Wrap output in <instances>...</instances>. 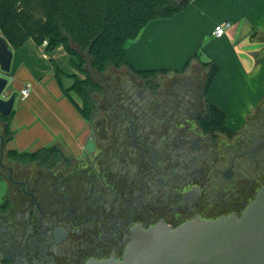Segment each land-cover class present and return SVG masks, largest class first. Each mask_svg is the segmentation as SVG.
Masks as SVG:
<instances>
[{"label":"flooded vegetation","instance_id":"af4514ba","mask_svg":"<svg viewBox=\"0 0 264 264\" xmlns=\"http://www.w3.org/2000/svg\"><path fill=\"white\" fill-rule=\"evenodd\" d=\"M130 74L93 77L80 158L53 147L50 160H0V264L121 260L137 228L241 217L264 188V100L235 132L201 68Z\"/></svg>","mask_w":264,"mask_h":264},{"label":"crops","instance_id":"0c3cea01","mask_svg":"<svg viewBox=\"0 0 264 264\" xmlns=\"http://www.w3.org/2000/svg\"><path fill=\"white\" fill-rule=\"evenodd\" d=\"M226 23L230 27L217 38L216 28ZM11 50L7 89L11 85L20 94L29 87L31 93L21 100L23 107L12 118L15 136L7 150L35 153L61 147L80 158L89 138V123L56 78L59 68L80 79L78 70L69 71L65 62L73 59L63 47L48 54L46 46L38 47L33 41ZM126 51L127 62L139 71L182 72L189 62V66L201 67L214 63L218 72L207 98L225 114L226 127L239 131L264 100V0H193L173 19L149 24L136 41L127 44ZM61 80L67 90L74 84L66 76ZM10 92L6 90L8 98Z\"/></svg>","mask_w":264,"mask_h":264},{"label":"trees","instance_id":"16d2710c","mask_svg":"<svg viewBox=\"0 0 264 264\" xmlns=\"http://www.w3.org/2000/svg\"><path fill=\"white\" fill-rule=\"evenodd\" d=\"M193 0H0V37L10 48L21 49L29 41L38 47L47 43L46 51L52 54L63 47L74 60L78 72L85 75L80 80L76 75H66L57 68L56 78L61 90L74 108L89 122L95 111V97L99 93L91 74L84 68L90 64L97 75L110 69L127 70L137 77L148 79L169 70L139 71L127 62L126 46L136 41L143 30L152 22L170 20L183 13ZM190 65V62L188 66ZM187 66V67H188ZM208 68L209 85L217 75L214 63ZM62 76L73 80L70 89H65ZM73 92L84 102L82 107ZM213 106V105H212ZM215 115L225 125V114L213 106ZM13 115L6 119L0 115V134L7 145L14 139L11 128ZM1 146V141H0ZM7 147V146H6ZM51 149L35 153H19L6 150V156L16 162L50 160ZM0 181L2 174L0 173Z\"/></svg>","mask_w":264,"mask_h":264},{"label":"water","instance_id":"95a60500","mask_svg":"<svg viewBox=\"0 0 264 264\" xmlns=\"http://www.w3.org/2000/svg\"><path fill=\"white\" fill-rule=\"evenodd\" d=\"M13 51L0 37V115L10 118L18 98L6 90ZM1 160L7 142L0 134ZM87 264H264V188L241 216L217 221L196 220L176 229L160 224L137 228L121 260L90 261Z\"/></svg>","mask_w":264,"mask_h":264},{"label":"rangeland","instance_id":"374dc122","mask_svg":"<svg viewBox=\"0 0 264 264\" xmlns=\"http://www.w3.org/2000/svg\"><path fill=\"white\" fill-rule=\"evenodd\" d=\"M250 54H255L256 52H249ZM249 53H248V58H249V60L250 61H253L254 60V58L252 57H250V55H249ZM65 62L67 63V65H68V69H70L69 71H73V70H77L76 69V66H75V63H77V60H71L70 58H67V59H65ZM193 66V68H201L205 73H208L209 72V69L208 68H204V67H201V66H196V65H192ZM90 74H91V77H92V79H93V77L94 76H96L97 74L92 70V68H91V65L90 64H86L85 65V67H84ZM79 74L81 75V77H80V80H82V81H85L86 80V77H85V75H83L82 73H80L79 72ZM2 75H4V73H2ZM116 75H125V76H132L131 74H130V72L129 71H127L126 69L125 70H122V71H116V70H114V69H110L106 74H104V77H108V78H113L114 76H116ZM161 75V74H160ZM224 75H226V73L224 72ZM227 75H228V73H227ZM159 76V75H158ZM9 83L11 84V80L9 79ZM11 85L9 86V88L7 89V92L9 93V91H11L10 92V94H11V96L13 95V94H15V93H17L18 95H19V92H17L16 90H11ZM35 89V87H32L31 88V90L33 91ZM73 94V97L75 98V100H77V102L82 106V107H85L84 106V102H83V100L81 99V97L79 96V95H77L75 92H73L72 93ZM39 100L40 99H42V98H38ZM94 101H95V104L97 103V98L95 97V99H94ZM23 107V104H21V99H20V97H18L17 98V102L15 103V106H14V111H15V113H14V115H13V117L12 118H15L16 117V114H17V112L18 111H20V109ZM96 109V108H95ZM95 114H96V112H95ZM95 114H94V116H95ZM96 117H97V115L94 117V119H96ZM89 123H90V120H89ZM1 127V126H0ZM1 132H2V130H0ZM6 150H7V148H6ZM6 152L7 151H5V154H4V156H3V160H4V163L6 164V163H10L9 162V158L6 156ZM0 160H1V154H0ZM3 182V184H6V185H1V182H0V203H2L3 202V200H4V198L6 197V195H7V191H8V185H7V183H6V181H2Z\"/></svg>","mask_w":264,"mask_h":264},{"label":"built area","instance_id":"2783aa9c","mask_svg":"<svg viewBox=\"0 0 264 264\" xmlns=\"http://www.w3.org/2000/svg\"><path fill=\"white\" fill-rule=\"evenodd\" d=\"M230 27V24L229 23H226L222 26H218L215 30V33L214 35L217 37V38H221L222 36L225 35V32H226V29ZM44 46H47V43L44 44ZM2 71L0 70V76H2ZM30 88L27 87L25 88L20 94L18 97H20L21 100H27L30 96Z\"/></svg>","mask_w":264,"mask_h":264}]
</instances>
